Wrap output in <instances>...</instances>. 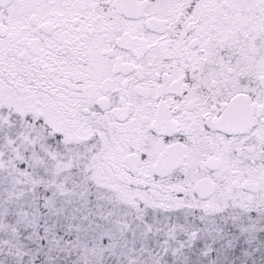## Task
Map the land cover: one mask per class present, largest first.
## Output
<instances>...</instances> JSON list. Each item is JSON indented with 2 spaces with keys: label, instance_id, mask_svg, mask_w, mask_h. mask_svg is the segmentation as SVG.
<instances>
[{
  "label": "snow or ice",
  "instance_id": "snow-or-ice-1",
  "mask_svg": "<svg viewBox=\"0 0 264 264\" xmlns=\"http://www.w3.org/2000/svg\"><path fill=\"white\" fill-rule=\"evenodd\" d=\"M0 264H264V0H0Z\"/></svg>",
  "mask_w": 264,
  "mask_h": 264
}]
</instances>
